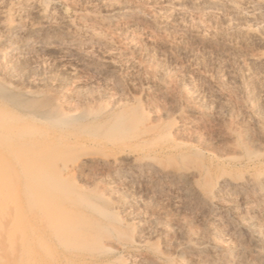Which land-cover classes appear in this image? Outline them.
Returning <instances> with one entry per match:
<instances>
[{
    "label": "bare ground",
    "instance_id": "bare-ground-1",
    "mask_svg": "<svg viewBox=\"0 0 264 264\" xmlns=\"http://www.w3.org/2000/svg\"><path fill=\"white\" fill-rule=\"evenodd\" d=\"M141 25L165 31L146 32L147 43L188 57L194 71L200 56L186 42L200 46L216 77L247 85L261 103L264 0H0V264H264V128L204 154L182 123L150 121L127 99L83 97L65 109L33 78L43 69L15 77L37 59L59 87L84 71L107 82L124 60L135 66L108 32ZM135 181L196 210L198 229L175 225L164 249L151 245L170 226L120 216ZM117 183L127 186L120 196Z\"/></svg>",
    "mask_w": 264,
    "mask_h": 264
},
{
    "label": "rangeland",
    "instance_id": "rangeland-1",
    "mask_svg": "<svg viewBox=\"0 0 264 264\" xmlns=\"http://www.w3.org/2000/svg\"><path fill=\"white\" fill-rule=\"evenodd\" d=\"M93 8L90 7L92 11ZM148 31L159 37L165 36V31L144 25L134 30L108 32L114 45L124 48L135 66L130 68L129 61L124 60L120 74L110 76L107 82L92 72L84 71L74 81L59 87L56 86L55 75L49 74V64L37 59L23 70H16L15 77L20 79L28 71L34 74L43 69L45 72L43 79H39L37 75L33 78L53 93L58 103L65 109L74 108L78 104L77 99L83 97L87 98V101L99 98L108 103L127 99L131 107L139 108L150 121L164 123L175 120L182 123L186 131L183 138L197 145L204 154L209 151L221 155L237 140L236 144L245 143L239 136L244 129L264 128V97L261 103H257L254 92H251L247 85L242 89L237 88L230 80L216 77L211 58L203 57L201 47L190 41L186 42V47L192 48L200 56L198 71L188 68L190 63L188 57L169 58L163 49L147 43ZM132 45L133 48L130 47ZM85 46L88 47L86 51L92 59H97L99 54L96 49ZM161 67L166 69L165 74H160ZM155 80L162 84L161 88L153 86ZM246 145L249 146L248 143ZM95 174L93 175L95 179L101 175ZM92 181L93 178L79 177L77 184L86 186L91 185ZM137 182H129L128 191H131L128 192V208L125 210L126 213L123 212L120 216L124 218L130 215L133 220L136 217L134 221L142 220L143 227L148 225L146 222L149 218L158 217L170 226L162 235L158 233L151 235L149 237L151 245L155 244L164 249L162 241L164 239L171 241L174 238L175 225L187 234H192L198 229L200 221L196 210L176 209L166 198V193L158 195L154 191H147L143 181ZM126 187L122 183H117L114 187L115 191L118 189L117 196L122 195L127 190ZM165 251L173 252L171 248Z\"/></svg>",
    "mask_w": 264,
    "mask_h": 264
}]
</instances>
